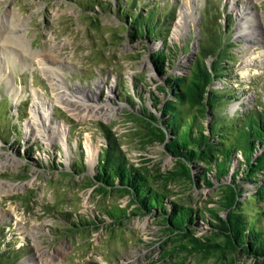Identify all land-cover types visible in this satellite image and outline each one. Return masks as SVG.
<instances>
[{"label": "rangeland", "instance_id": "rangeland-1", "mask_svg": "<svg viewBox=\"0 0 264 264\" xmlns=\"http://www.w3.org/2000/svg\"><path fill=\"white\" fill-rule=\"evenodd\" d=\"M186 2L193 12L177 34ZM124 4L130 2L0 0V23H11L5 31L9 35L6 49L0 50L6 65V71L0 72V161L8 162L4 167L0 163V185L24 184L17 190L0 189V235L6 238L2 248L7 243L14 247L15 264H258L255 257L238 251L189 253L177 246L187 241L172 234L156 214L139 212L115 223L108 209L137 212L136 204L129 193L100 191L90 177L108 143L105 130H109L130 162L146 168L153 186L171 201L207 211L209 218L211 209L227 215L223 207L226 186L232 183L238 159L223 179L213 178L212 186L200 187L184 175H172L180 164L163 143L149 135L143 106L160 115L154 104L156 99L171 97L162 90L169 73L186 74L199 43H206L207 34L216 30L228 58L225 77L213 87H231L237 95L223 104L224 111L234 115L264 105V0H137L138 7L159 8L164 26L166 14L171 15L164 32L172 63L165 73L153 59L162 38L134 40L118 14ZM215 58L209 55L205 60L211 65ZM42 60L57 69L58 85L70 97L88 101L103 115L77 117L58 102L59 88L45 75ZM35 91L46 103L53 101L48 117L63 124L65 139H50L44 130L33 135L29 130ZM45 110H39L38 123ZM106 111L112 115L105 117ZM201 120L208 125L210 119ZM83 162L87 167L80 171L77 168ZM249 204L243 211L251 218L257 215L259 204L255 200ZM96 218L106 221L100 226L73 225ZM195 234L211 236L213 241L225 236L208 221H201Z\"/></svg>", "mask_w": 264, "mask_h": 264}, {"label": "trees", "instance_id": "trees-1", "mask_svg": "<svg viewBox=\"0 0 264 264\" xmlns=\"http://www.w3.org/2000/svg\"><path fill=\"white\" fill-rule=\"evenodd\" d=\"M127 1L130 4L117 9L118 14L125 19L134 40L142 37L150 38V41L162 38V47L153 52V59L159 64L160 72L165 73L170 67L169 63H172L167 52L171 48L166 44L164 32L169 27L171 15L166 14L167 26H164V17L159 15V8H141L136 5L137 0ZM221 44L224 42L217 30L214 34H207L206 43H199L197 57L189 71L179 75L169 73L162 90L171 97L156 99L154 104L161 111L160 115L145 106L143 109L149 135L163 143L180 164L172 175H184L200 187L212 186L213 178L223 179L231 172L234 160L238 159L231 173L232 183L226 186L227 200L223 207L227 215L220 216L217 210L211 209L210 219L207 211L171 201L166 193L153 186L146 168L130 162L117 143L116 136L109 130H105L108 143L98 155L90 183L98 184L102 192L115 189L131 196L137 212H128L125 208L106 211L115 223L139 212L156 214L166 221L172 234H178L187 241L177 246L184 247L189 253L210 255L238 251L254 256L258 264H264V204H261L264 202V105L238 110L234 115L224 111L223 104L226 106L237 95L231 87H213L215 81L223 79L227 73L228 52L223 51ZM209 55L216 57L214 64L206 62ZM207 116L210 120L205 125L201 118ZM202 163L205 166L201 167ZM86 167L87 164L83 162L77 169L82 171ZM210 172L213 174H208ZM249 187L251 192H247ZM253 200L259 204L255 206L258 213L250 218L243 210ZM105 221L100 218L84 219L73 225L77 228L100 226ZM201 221H208L225 236L219 241H213L211 236L198 237L195 230ZM5 240L0 235V264H15L14 247L10 243L4 249L1 246Z\"/></svg>", "mask_w": 264, "mask_h": 264}, {"label": "bare ground", "instance_id": "bare-ground-1", "mask_svg": "<svg viewBox=\"0 0 264 264\" xmlns=\"http://www.w3.org/2000/svg\"><path fill=\"white\" fill-rule=\"evenodd\" d=\"M192 12L193 11L191 10V6L189 5V2H186L184 9L182 11V15L179 19V24L177 25V28H178L177 34L180 33L181 31H183V29L185 28V22L188 19V17H190L192 15ZM247 21H248V19H247ZM10 24L11 23H9V24L3 23L1 25V23H0V25H1V27H0V50L1 51L6 49L4 44H6L5 42L7 41L6 37H9V35L6 32H7L8 26ZM13 25L14 24H12V26ZM43 58H45V57H43ZM42 64H43V69L46 71L45 75L47 74V76L49 78H51V80L53 81L55 86L59 88L56 91L57 101L62 103L63 105L65 104L66 107L71 111V113L74 114V116H77V117L83 116L84 117L85 115H103L100 112L101 110L99 107H91V104H89L88 101H83V100L76 98L75 94H74L75 97H70L67 94V90L62 89V86L58 85L59 83L57 81H60V79L58 78V76H60V74H58L57 69L52 68V66L48 65L47 62H45L44 60H42ZM5 66L6 65L3 64L2 60H1V56H0V69H1L0 72L3 73L4 69L6 71ZM36 98L37 99H35L34 103H33V108L31 109L32 115H33L32 119L30 121L31 123L29 125V127H30L29 130L31 131V133L33 135L41 134L42 131L44 130L45 132L48 131L50 139H56L55 137H59V139H65V134L67 131L66 128L63 126V124L58 123V120H56L55 117L52 116V119H50L51 114H49V111L51 109H53V106H54L53 101H49L46 103V101H44L43 98L41 97V95H39V94L36 95ZM45 107H46L45 113L47 116L46 115H44L42 117L40 116V118L42 120H40V123H38L37 119L39 116V110L41 108H45ZM48 115H50V118L48 117ZM104 115H106L105 117H109V115L111 116L112 114H111V112L108 113L106 111V112H104ZM48 122L56 123V124L47 125ZM91 157H93V155H91ZM0 163L2 164V161H0ZM7 163L8 162H5V163L3 162V164L1 166L4 167L5 165H7ZM22 187H24V184L19 185V184L13 183V182H4V183H1V185H0V189L2 192L14 190V189L17 190V189L22 188Z\"/></svg>", "mask_w": 264, "mask_h": 264}, {"label": "water", "instance_id": "water-1", "mask_svg": "<svg viewBox=\"0 0 264 264\" xmlns=\"http://www.w3.org/2000/svg\"><path fill=\"white\" fill-rule=\"evenodd\" d=\"M246 255H248V254H246ZM250 256V255H249ZM252 257H254V256H252Z\"/></svg>", "mask_w": 264, "mask_h": 264}]
</instances>
